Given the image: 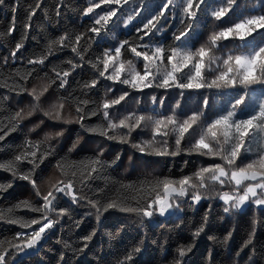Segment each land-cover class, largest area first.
I'll return each mask as SVG.
<instances>
[{
  "label": "snow or ice",
  "instance_id": "1",
  "mask_svg": "<svg viewBox=\"0 0 264 264\" xmlns=\"http://www.w3.org/2000/svg\"><path fill=\"white\" fill-rule=\"evenodd\" d=\"M100 4L105 5L110 10L105 11L95 19L94 24L99 25V27L92 26L87 30L93 34L90 39L100 45L103 38L111 33L112 29H120L123 32L125 29L135 27V35L144 50H138L133 41L123 39L115 44L113 55L110 51L112 46L110 44L109 48L104 49L102 61L97 56L96 62H90L92 69L98 72V75L89 83H85L83 88L98 95L99 82L101 78H104L106 81L113 82V85L117 82L125 85L129 90H122L121 94L116 96L113 87L105 84L106 92L112 93L115 98L102 99L96 108H92L95 101L79 100L76 103L75 115L70 118L65 117L63 113L64 102L67 98L57 96L59 103H52L47 110L43 111V116L57 122L52 127H59L60 130L46 133L42 141L26 140L22 146H18L23 148L19 154L6 163H0V169L11 172L13 182L16 179L28 182L35 193V197L42 199L39 206L29 204L28 201L22 202L29 206L31 212L40 214L39 219L27 221L16 217L11 209L7 212L0 211V221H10L14 225H19L22 230H29L27 234L24 231L16 233L17 238L22 242L21 244L9 242L8 247H5V242L0 241V264H20L17 254L30 255L39 251L50 232L59 225L61 218L64 216L71 218L74 214L71 206H61L64 197L69 198L71 205L87 208L88 211L84 213V216L94 215L97 222H101L110 211H119L125 217L137 218L141 226L145 223H151L156 217L165 218L169 213L176 216L182 215L181 205L186 200L188 207L195 209L202 200L210 201L214 196H218L225 205L223 207L225 214L235 215L249 205L254 206L257 210H264V123H261L264 121V93L254 101L251 109L253 114H248L246 118L235 119L248 101L249 93L257 86L264 89V0H261L258 7L250 6L247 0H226V2L225 0H179V3L177 0H157L156 3H150V0H100ZM41 6L37 3L36 7L31 8L28 12V22L23 25L25 35L29 33L33 16ZM56 7L59 17V10L65 8L66 5L62 3ZM98 7V4L90 0V6L84 9L82 15L87 16ZM15 11L16 9L13 8V13ZM169 11H171L173 19L179 17L181 28L173 31L172 44L165 46L158 41L159 36L163 34L161 26L169 22L167 19ZM237 11L242 14L239 15L235 23H231L230 26L223 27L219 31L214 30L207 41L199 47H195L194 51L184 47L185 42L192 37L193 30L200 27L201 16L204 17V23L210 20L213 22L212 27L215 28L230 13ZM15 26L14 20L12 27L7 30L8 34L14 31ZM3 35L4 33H0V36ZM84 35L85 33L75 35L76 43L71 47V52L81 61L85 60L84 53L89 52L88 48H84L81 52L77 47ZM199 38V36L196 37L197 40ZM237 38L239 41L237 47H241L250 40L255 43L246 54H229L223 58V70L219 71L210 82H206L204 79L205 58L207 57L209 62L217 59L210 55V49L215 50L221 46V41L235 42ZM66 39H68L67 34L60 36L58 42L63 47H67L64 43ZM115 40L116 37L113 35L112 41L115 42ZM145 40H148L149 43L144 44ZM153 41L157 42L152 43ZM55 43L56 41L49 43V52ZM22 48L23 40L16 43L15 48L12 49L11 59L13 62L16 61V56ZM122 49H127L136 58H142L144 62L143 74L136 70L132 61L122 62L120 60ZM46 60V56H41L38 59L28 60V65H43ZM4 62L7 65L8 57L4 58ZM101 62L103 70H100L98 66ZM67 63L71 66L68 70L58 71L54 67L55 79L50 78L39 91L28 89L25 86L27 82H30V77L33 75L32 70L24 75L17 72L24 83L15 84L10 91L16 92L17 95L29 93L32 99L27 109L22 108L16 111L15 115L11 117L10 124L0 129V142L4 141L14 131L22 128V122L28 117H32L44 100L55 93L68 91L69 76L73 74L78 65L73 63L71 59ZM111 69L114 71H110ZM182 70L191 71V74L187 75L186 82H184L185 72ZM258 73L259 75H257ZM144 89L156 90L151 96L150 111L153 114H136L143 107L141 97L137 96L134 100L135 105L138 106L137 109L127 111V114L119 118L118 121L112 118L110 110L115 109L118 105L124 108L125 106L121 102H126V98H132L131 90L142 93ZM201 89H206L209 92L213 89L217 91L224 89L239 91L228 103L226 114L214 113V118L210 117L205 120V114L212 104L210 95L203 94L202 100L195 109L185 110L182 104L186 90ZM158 90H164L166 95L170 94L169 90L171 93L177 91L179 93V98L172 105L169 115L161 114L166 96L157 95ZM69 97L75 100L72 93H69ZM11 99L13 98L9 96H0V104L11 103ZM157 101H159L160 108L156 107ZM184 111L190 114L181 120L180 114H183ZM101 113L102 120L107 122V127H104L103 122L89 126L88 120L92 117L100 118ZM72 123L78 124L81 129L90 133L99 134L106 140H119L122 144H130L131 148L141 155L176 156L180 152L186 151L188 155L195 153L201 156L219 157L224 164L208 163L207 166L199 167L191 175H182L179 179L165 176L142 180L140 181L142 187L138 190L139 197L134 196L131 200L121 197L113 199L105 197L104 190L93 192L91 185L105 168L117 163L120 159L119 153L111 161H105L102 158L103 155H106L105 148L100 147L99 142H97L96 148L90 149L94 153L93 156L86 157L72 165H66L64 162L67 160V154H71L73 150H79L77 145L80 138L78 137L67 149V154L57 160L55 168L59 171L60 178L48 177L43 182L47 185V192L42 194L41 185L38 183L41 176L39 169L48 157L56 155L59 151L54 145L47 142L53 138L59 142V138L64 135L65 131L61 124L69 125ZM205 123L206 128L203 127ZM43 124L44 120H41L40 124L29 128L28 132H35V129ZM148 125H151L152 139L133 143L132 141L135 139L134 130L146 129ZM197 126L201 128L198 137L195 135ZM118 128L125 129L126 134L123 136L109 134L110 129ZM173 134L175 135L174 149L169 140L170 135ZM221 135L223 136L222 140L219 138ZM189 138L194 139V143L185 150L182 141ZM208 138H211L218 146L214 147ZM156 144H160L161 147H156ZM253 144L256 146L255 151H253ZM246 154L254 155L257 159L237 167V164L242 163L247 158ZM133 160L134 156L130 155L129 161ZM22 161H25L28 166L26 172L23 171V165L20 163ZM68 167L75 169L71 175L67 171ZM145 175L151 176V173H145ZM217 183L221 186L234 183L236 187L232 188V194L227 191L220 193L216 191ZM10 186L11 183L0 184V189ZM124 187H130V185H124ZM237 188H242V192L238 191ZM3 194L0 191V195ZM105 200H107L106 203ZM210 217L211 212L206 211L201 218L202 223L193 233L194 241L204 233ZM83 219L82 216L80 220L75 221V225L79 227ZM32 225H37V227L33 230ZM261 226H264V221H261ZM124 227L125 225H121V230ZM97 230L93 229L92 233L82 238L85 248ZM255 230L256 220L254 219L252 232L254 233ZM231 234L229 232L224 240L227 241ZM210 239L215 241L216 237H210ZM251 243L252 233H249V239L245 241V245ZM68 247L67 244L64 245V248ZM191 247V245L182 246L179 249V258L174 259L172 264H181L186 251L190 250ZM83 251L84 248H73L76 255ZM140 252V248L134 249L128 257L119 261L118 264H136L134 255ZM166 255L167 253L164 251L161 259L165 258ZM252 255L254 256L255 253ZM64 256L65 253L62 251L57 264H64ZM250 264H252L251 259Z\"/></svg>",
  "mask_w": 264,
  "mask_h": 264
},
{
  "label": "trees",
  "instance_id": "2",
  "mask_svg": "<svg viewBox=\"0 0 264 264\" xmlns=\"http://www.w3.org/2000/svg\"><path fill=\"white\" fill-rule=\"evenodd\" d=\"M91 2L98 4L99 7L93 9L94 14L89 13L87 16L82 14L84 9L90 6V0H2V3H0V33H4L3 36H0V96L13 98L11 103L0 104V129L10 124L11 117L15 115L16 111L22 108L27 109L30 106L32 97L29 93L17 95L16 92L10 91L15 84L24 83L21 81L20 76L17 75V72L24 75L29 70H32L33 75L30 77V82H27L25 86L28 89L39 91L42 85L47 83L50 78L55 79L54 67L58 71L68 70L71 67L67 63L69 59L78 65L73 74L69 76L67 92L55 93L47 100H44L40 108L33 113V116L22 122V128L14 131L4 141L0 142V163H6L19 154L23 148L18 146H22L26 140L42 141L46 133L60 130L59 127H52L57 122L43 116V111L47 110L52 103H59L57 96L67 98L64 102L63 113L65 117L70 118L75 115L76 103L79 100L95 101L92 108H96L102 99L115 98L112 93L106 92L105 84L113 87L116 96H119L122 90H129L125 85H121L118 82L113 85V82L106 81L104 78H101L99 82L98 95L83 88L85 83H89L91 79L98 75V72L92 69L90 62H96L97 56L102 61L104 49L109 48L110 44L112 45L110 51L113 55L115 44H118L119 40L123 39L133 41L134 46H137L138 50H144L135 35V27L125 29L123 32L120 29H112V32L103 38L100 45L91 40L90 37L93 34L87 30L92 26L99 27V25L94 24L95 19L105 11L110 10V8L100 4V0H91ZM156 2L157 0H150V3ZM247 2L250 6L258 7L261 0H247ZM37 3L42 6L34 14L29 33L25 35L23 25L28 22L27 14L31 8L36 7ZM62 3L66 7L59 10L60 15L58 17L56 6ZM177 3H179V0H177ZM13 8L16 9L15 13H13ZM117 10L119 12V7ZM241 14L240 11L230 13L215 28L212 27V21L209 20L204 23V17L201 16L200 27L193 30L192 37L185 42L184 47L186 49L191 48L194 51L195 47H199L207 41L214 30L219 31L223 27L230 26L231 23L236 22V19ZM167 19L169 22L161 26L163 34L159 36L158 41L165 46L172 44L173 31L181 28L179 17L177 16V18L173 19L171 11H169ZM14 20L15 29L11 34H8L7 30L12 27ZM79 33H85V35L82 37L81 42L77 44V47L81 52H83L84 48L89 49V52L84 53L85 60L83 61L71 52L72 45L76 43L75 35ZM66 34L68 39L64 43L67 47H63L58 42V38ZM113 35L116 37L115 42L112 41ZM197 36L200 37L198 40L196 39ZM21 40H23V48L17 54L16 61L13 62L11 59L12 49ZM53 41H56V43L51 52H49L48 45ZM156 42L153 41L152 43ZM148 43V40L144 41V44ZM238 43V38L235 42L221 41V46L215 50L210 49V55L217 59L209 62L208 58H205L204 79L206 82H210L219 71L223 70V58L229 54H246L247 51L251 50L255 42L250 40L241 47H237ZM41 56L47 57L45 64L28 65V60L38 59ZM5 57H8L7 65L4 62ZM120 60L122 62L132 61L136 70L143 74L144 62L142 58H136L127 49H122ZM98 66L100 70H103L102 62ZM110 71H114V69ZM182 71L185 72L184 82H186L187 75H190L191 71ZM153 91L156 90L144 89L142 93L131 90L130 95L132 98H126V102H121L125 106L124 108L118 105L115 109L110 110L112 118L118 121L119 118L127 114V111L137 109L138 106L134 103L137 96L141 97L143 107L136 114H153L150 111ZM238 91L234 89L221 91L213 89L211 92L206 89L186 90L182 104L185 110L189 108L195 109L202 100L203 94L210 95L212 104L205 114V120H207L210 117L214 118V113L226 114L228 103ZM169 92L170 94L167 95L164 90H158L157 92V95L166 96L161 109V114L163 115L171 114V107L179 98L178 91L171 93V90H169ZM69 93H72L75 100L69 97ZM262 93H264V89L259 86L255 87L249 93L248 101L235 119L246 118L248 114H253L251 109L254 101ZM156 107L160 108L159 101H157ZM187 114L190 113L184 111L183 114H180V119L183 120ZM41 120H44V124L37 127L35 132L29 133L28 129L40 124ZM101 122H103L104 127H107V122L102 120V113L100 118L92 117L87 123L89 126H93ZM261 123H264V121ZM61 127L65 131L64 135L59 138V142H57L56 138L47 142L50 145H54L59 151L56 155L48 157L39 169L41 176L38 183L41 185L42 194L47 192V185L43 182L48 177L55 176L58 179L60 178L59 171L55 168L57 160L67 154V149L78 137L80 138V142L77 145L79 150H73L71 154H67V160L64 162L66 165H72L84 160L86 157L93 156L94 153L90 149L96 148L97 142H99L100 147L105 148L106 155L102 157L105 161H111L119 153L120 159L117 163L105 168L91 185L93 192L104 190L105 197L113 199L121 197L131 200L134 196L139 197L140 193L138 190L142 187L140 183L142 180H149L152 177L163 178L165 176L179 179L182 175H191L199 167L207 166L208 163L224 164L219 157L201 156L195 153L188 155L186 151H182L176 156H145L135 152L130 144H122L119 140H106L100 137L99 134L81 129L78 124H61ZM203 127L206 128V123ZM200 131V126H197L195 133L197 137ZM109 134L123 136L126 134V130L119 128L110 129ZM134 136L133 143L152 139L151 125H148L146 129L138 128L134 130ZM219 138L222 140L223 136L221 135ZM208 139L214 147L218 146L215 145L211 138ZM169 140L170 145L174 149L175 135H170ZM192 143H194L192 138L182 141L183 148L187 150ZM155 146L161 147L160 144ZM40 150L42 151L43 149ZM255 150L256 146L253 144V151ZM130 155L134 156L133 161H129ZM246 156L247 158L242 163L237 164V167L257 159L256 156L251 154H246ZM20 163L23 165V171L26 172L28 170L26 162L22 161ZM67 171L71 175V172L75 171V169L68 167ZM145 173H151V176H146ZM9 183H11L10 187L0 189L4 193L0 195V211L7 212L11 209L16 217L27 221L39 219L40 214L31 212L29 206L22 202L28 201L29 204L39 206V203H42V199L35 197V193L28 182L19 179L13 182L11 172L0 169V184ZM124 185H130V187H124ZM235 187L234 183H228L224 186L217 183L216 191L220 193L227 191L232 194V188ZM237 190L242 191V188H237ZM106 202L107 200H105ZM132 203H135V201H132ZM17 205L19 206L17 207ZM61 206H71L74 214L71 218L69 216L61 218L59 225L50 232L39 251L30 255L17 254L20 264H57L62 251L65 253L64 264H118L119 261L128 257L129 253L136 248L141 249L139 254L134 255L136 264H172L174 259L179 258V249L186 245H191L192 247L186 251L181 264H250V259L252 264H264V254H262L264 253V226H261V221H264V210H257L252 205L232 215L223 212L225 205L219 200L218 196L212 197L210 201L202 200L195 209L189 208L186 200L181 205L183 209L182 215L176 216L173 213H169L165 218L156 217L151 223H145L143 226L138 223L137 218L125 217L119 211H110L101 222H97L94 215L84 216V213L88 211L87 208L71 205V201L67 197L63 198ZM92 211L94 212V210ZM206 211L211 212L210 220L204 233L194 241L193 233L197 231L202 223L201 218ZM82 216L84 219L77 227L75 221L80 220ZM254 219L256 220V230L253 233L252 221ZM121 225H125L122 230ZM36 227L37 225L31 226L33 230ZM93 229L98 230L85 248L82 238L92 233ZM18 231H24L27 234L29 230H22L19 225H14L10 221H0V241L5 242V247H8L9 242L13 244L22 243L16 236ZM229 232L232 234L225 241L224 237ZM249 233H252V243L246 246L245 241L249 239ZM210 237H216V240L213 241ZM65 244L69 247L64 248ZM73 248H84V251L76 255L73 252ZM164 251H166L167 255L161 259ZM253 253H255L254 256L252 255Z\"/></svg>",
  "mask_w": 264,
  "mask_h": 264
},
{
  "label": "rangeland",
  "instance_id": "3",
  "mask_svg": "<svg viewBox=\"0 0 264 264\" xmlns=\"http://www.w3.org/2000/svg\"><path fill=\"white\" fill-rule=\"evenodd\" d=\"M245 187L247 186L246 184L244 185ZM242 192V191H241Z\"/></svg>",
  "mask_w": 264,
  "mask_h": 264
}]
</instances>
